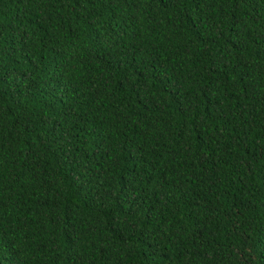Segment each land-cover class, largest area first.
I'll return each instance as SVG.
<instances>
[{
  "label": "trees",
  "instance_id": "1",
  "mask_svg": "<svg viewBox=\"0 0 264 264\" xmlns=\"http://www.w3.org/2000/svg\"><path fill=\"white\" fill-rule=\"evenodd\" d=\"M0 264H264V0H0Z\"/></svg>",
  "mask_w": 264,
  "mask_h": 264
}]
</instances>
